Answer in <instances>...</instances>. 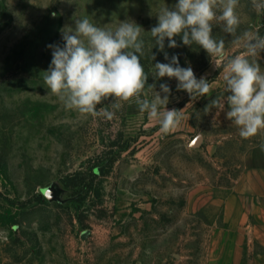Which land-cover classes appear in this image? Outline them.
<instances>
[{"label": "rangeland", "instance_id": "374dc122", "mask_svg": "<svg viewBox=\"0 0 264 264\" xmlns=\"http://www.w3.org/2000/svg\"><path fill=\"white\" fill-rule=\"evenodd\" d=\"M177 2L0 0V264H227L221 260L237 257L246 264L261 251L242 212L264 201L238 180L262 162L264 130L241 138L227 105L219 112L211 104L228 95L226 59L244 49L213 22L224 57L211 59L181 36L178 47L166 39L160 51L151 28L161 8ZM236 13L237 35L263 36L264 13L251 0H238ZM85 17L106 29L125 20L143 28L141 64L147 85L155 84L145 90L151 99L160 84L170 87L167 109H183L178 126L161 132L134 100L121 102L111 120L81 116L50 92L47 46L63 45L62 29ZM173 55L209 81V94L193 100L175 78L154 79V64ZM254 59L264 72V52Z\"/></svg>", "mask_w": 264, "mask_h": 264}, {"label": "clouds", "instance_id": "9594fccd", "mask_svg": "<svg viewBox=\"0 0 264 264\" xmlns=\"http://www.w3.org/2000/svg\"><path fill=\"white\" fill-rule=\"evenodd\" d=\"M251 2L257 13H264V0ZM237 6L238 0H178L171 9L159 10L158 23L150 34L162 52L166 39L169 48H176L179 45L174 37L181 36L183 45L195 43L212 59L225 56V41L212 36L213 22L222 24L223 31L234 37L232 44L244 51L226 59L223 80L228 95L211 104L219 112L227 105L226 118L237 127L241 138L248 139L264 130V72L254 59L264 52V36L253 31L237 35L241 23ZM142 31L129 20L120 21L115 30L98 27L86 17L75 20L74 28L62 29L63 45L47 46L52 49V59L44 72L45 85L65 109L85 117L111 120L115 110L122 107L121 102L134 100L140 112L159 122L161 132H169L181 122L183 109H167L171 94L167 84H160V91L154 90L153 97L148 98V75L140 59ZM164 57L169 60L167 52ZM152 76L156 80L175 78L177 90L186 91L193 100L209 94L211 88L205 77L196 78L191 67H181L177 55L169 63H155ZM147 86L155 89V84ZM110 98L112 110H98L97 106Z\"/></svg>", "mask_w": 264, "mask_h": 264}, {"label": "crops", "instance_id": "0c3cea01", "mask_svg": "<svg viewBox=\"0 0 264 264\" xmlns=\"http://www.w3.org/2000/svg\"><path fill=\"white\" fill-rule=\"evenodd\" d=\"M264 145V142H263ZM238 184L252 198L259 201H264V149L262 155V162L246 173L238 180ZM245 217L244 224L247 228L252 230V237L254 240V248H258L259 253L250 260H246V264H264V206H256L242 212ZM222 263L227 264H242L245 263L241 257L236 259L223 258Z\"/></svg>", "mask_w": 264, "mask_h": 264}, {"label": "water", "instance_id": "95a60500", "mask_svg": "<svg viewBox=\"0 0 264 264\" xmlns=\"http://www.w3.org/2000/svg\"><path fill=\"white\" fill-rule=\"evenodd\" d=\"M43 191L50 199L56 196V194H54L51 189L45 188Z\"/></svg>", "mask_w": 264, "mask_h": 264}, {"label": "built area", "instance_id": "2783aa9c", "mask_svg": "<svg viewBox=\"0 0 264 264\" xmlns=\"http://www.w3.org/2000/svg\"><path fill=\"white\" fill-rule=\"evenodd\" d=\"M259 27H260L261 34L264 36V17Z\"/></svg>", "mask_w": 264, "mask_h": 264}]
</instances>
